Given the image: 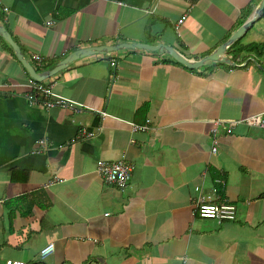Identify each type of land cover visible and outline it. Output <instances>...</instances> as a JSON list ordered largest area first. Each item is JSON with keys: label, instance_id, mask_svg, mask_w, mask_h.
<instances>
[{"label": "crops", "instance_id": "obj_1", "mask_svg": "<svg viewBox=\"0 0 264 264\" xmlns=\"http://www.w3.org/2000/svg\"><path fill=\"white\" fill-rule=\"evenodd\" d=\"M261 1L0 0V23L41 75L0 35V264H264V129L231 123L264 111V7L226 48L233 64L120 48L44 73L118 43L197 62ZM37 84L72 105L44 108ZM100 159L133 166L125 187L99 176ZM200 191L234 218L200 217Z\"/></svg>", "mask_w": 264, "mask_h": 264}, {"label": "built area", "instance_id": "obj_2", "mask_svg": "<svg viewBox=\"0 0 264 264\" xmlns=\"http://www.w3.org/2000/svg\"><path fill=\"white\" fill-rule=\"evenodd\" d=\"M183 21L182 19L179 20V23ZM38 89H42L49 97L43 103L46 107H53L56 105H60L62 107L67 106L72 101L60 97L48 89L41 88L40 86H35ZM234 123H246L249 125H255L259 128L264 129V111L259 113H255L252 115L245 116L241 119L236 121H232ZM134 129L136 130H145L148 129L147 125L136 124L134 125ZM213 133V140H212V148L211 153H215L217 151L216 148V127L213 126L211 129ZM133 170V166L124 163L123 161H113L107 162L103 160H99L97 162L96 171L105 181L109 183H113L118 185L119 187L123 188L127 185L128 181L130 180V174ZM196 211L200 217L205 218H217L219 220H232L235 214V207L232 204L226 202L215 203L214 199L210 195H204L201 191L198 193V196L195 200ZM54 248L52 243H48L45 247H43L40 251L41 257H45L48 255ZM5 264H24L23 262L17 261H7Z\"/></svg>", "mask_w": 264, "mask_h": 264}, {"label": "water", "instance_id": "obj_3", "mask_svg": "<svg viewBox=\"0 0 264 264\" xmlns=\"http://www.w3.org/2000/svg\"><path fill=\"white\" fill-rule=\"evenodd\" d=\"M264 7V0L261 1L259 7L255 9L253 12L252 16L241 26L237 31L233 33V35L222 45L218 47V49L212 53L211 55L203 58L200 61L197 62H191L182 55H180L177 51H175L173 48L168 47L165 44H156L154 46L148 45V44H143V43H118L112 46H105V45H100V46H89L80 50H77L61 60L56 67L53 70H48L45 71L44 73H47L48 76L52 75L53 73L57 72L58 70L66 67L69 63L72 61H75L79 58H83L87 55L93 54V53H100L103 51H112L115 49H120V48H138V49H149V50H161V51H166L167 54H169L171 57H173L176 61L186 65L187 67L194 68L198 67L199 65L203 64L205 61H214V62H223V63H228V64H233L231 59L225 55L226 53V48L231 45L238 37L241 36V34L252 25V23L256 20V18L259 17L261 10ZM0 35L8 41L11 46L13 47V50L15 52V55L17 59L22 63L24 68L28 71L31 77L34 79H40L41 75L37 74L25 57L23 56L19 46L17 43L12 39L11 34L5 29V27L0 23ZM43 74V73H41ZM46 75V76H47ZM45 76V77H46Z\"/></svg>", "mask_w": 264, "mask_h": 264}, {"label": "rangeland", "instance_id": "obj_4", "mask_svg": "<svg viewBox=\"0 0 264 264\" xmlns=\"http://www.w3.org/2000/svg\"><path fill=\"white\" fill-rule=\"evenodd\" d=\"M232 36V35H231ZM230 36V37H231ZM229 37V38H230ZM35 86H40L41 88H44V89H48L49 91H51L49 88H46V87H42L41 85H34V89L37 91V93L39 94V95H37V96H35L34 97V99L36 100V103L37 102H39V103H41L40 105H42L44 108H47V109H49V108H52V107H46V106H44L43 105V103L48 99V95L44 92V91H42V89H38V88H36ZM52 92V91H51ZM52 93H54V92H52ZM55 94V93H54ZM56 95H58V94H56ZM58 96H60V95H58ZM60 97H62V96H60ZM64 98V97H63ZM65 99H67V98H65ZM68 100H70V99H68ZM71 101V100H70ZM73 102V101H72ZM72 102L70 103V104H68L67 106H69V105H72ZM67 106H65V107H62V106H60V105H56V106H53V107H62V108H66ZM83 107V106H82ZM96 113H98L100 116H109V114L107 113V112H105V111H102V110H96ZM136 124H138V123H131V128H132V130L134 131V130H136V129H134V125H136ZM141 125H146V124H141ZM81 134L84 136V137H87V136H90V135H92V133H89V132H86V131H83L82 130V132H81ZM100 160H102V159H100ZM99 161V160H98ZM97 161V162H98ZM103 161H105V160H103ZM97 162H96V166H97ZM107 162H109V161H107ZM53 244V243H52Z\"/></svg>", "mask_w": 264, "mask_h": 264}]
</instances>
